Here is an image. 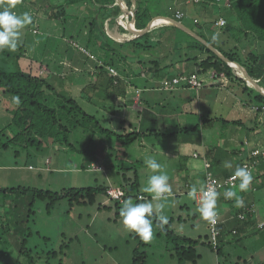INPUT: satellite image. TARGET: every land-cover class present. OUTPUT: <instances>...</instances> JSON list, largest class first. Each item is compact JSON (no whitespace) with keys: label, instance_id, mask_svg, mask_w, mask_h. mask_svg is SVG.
Masks as SVG:
<instances>
[{"label":"rangeland","instance_id":"374dc122","mask_svg":"<svg viewBox=\"0 0 264 264\" xmlns=\"http://www.w3.org/2000/svg\"><path fill=\"white\" fill-rule=\"evenodd\" d=\"M86 1H90V5H84ZM66 2L65 0H19L14 11L17 14L28 12L33 20L23 30L21 42L14 52L0 51V68L9 71L21 68L23 71L31 72L33 76L47 77L56 82V88L59 91L75 97L84 109L100 119L105 127L112 126L114 130L122 129L119 132L129 129L122 128L117 118L119 114L111 110L115 101L113 95H116L115 84L113 85L108 78L95 75L96 69L103 62L113 63L114 66L107 64L106 69L110 71L111 68L115 69L118 77L120 76L127 86L124 87L126 91L140 94L144 89L136 87L137 82L143 79V76L152 75L153 70L159 75H165L167 71L182 72L183 68L186 71L188 59L197 56L199 61L207 56L205 52L186 49L182 42L193 39L181 32L179 28H171V25L166 23H162V28L153 31L155 34L150 33L153 39L161 43L154 46L143 45L138 53L133 52L132 47L122 48L113 42L112 47L116 50L107 53L105 48L95 42V39L99 37L96 36L99 34L97 31L92 43L90 42L91 48L87 49L88 54L85 55L82 48L86 49L87 40L91 41L88 38L95 2L94 0H77L71 5ZM154 4L151 8L155 10ZM59 5L62 7H57ZM225 9L226 7L222 10L223 13H227ZM82 10H86L84 15ZM216 12L221 13V10L217 8ZM199 17L202 19V16ZM108 22L105 20L107 33L113 34L114 31L109 28ZM120 22H123L126 27L130 25L128 19L120 20ZM185 22L192 27L195 26L193 21L185 20ZM86 25L88 28L85 29ZM230 28L232 27L224 29L216 27V32L219 33L215 35L219 34L222 36L221 39H227L229 41L227 48L234 47L239 55L246 59L244 45L245 43H249L247 45L249 47L252 45L246 41L245 37L240 43L241 37L234 38L231 34L234 30ZM194 29L197 28L194 27ZM205 35L211 39L209 35ZM118 36L128 40L131 35ZM224 39L217 42L218 46H221L220 43ZM254 49L261 51L258 46H254ZM118 51L128 52L130 57L124 59ZM154 62L158 65L156 66ZM191 64H193L192 61L187 70L191 68ZM146 67L152 70L147 71ZM233 70L235 78H245L242 71V75L238 73L237 70L240 69ZM211 71L214 72L213 69ZM202 75L205 78V85L200 89H190L193 90L191 95L200 92L205 96V101L211 102V111L207 112L209 114L206 113V116L223 117L230 121L241 120L246 126V132L255 127L259 135V139L254 136L255 140L264 148V119L249 106L248 102L253 98L243 92L244 85L236 81L234 77L230 78L226 75L215 78H212L209 72ZM108 76L112 77L109 73ZM118 77H114V80H119ZM259 82L264 88V81ZM149 84L148 88H160L158 81H151ZM173 90L176 89L165 91ZM13 97L0 89V130L3 127L6 128L4 133L0 132L1 188L27 187L32 190L60 192L64 189L101 184L107 185V191H110L120 189L124 177H134L135 174L129 172L130 169H127V166H132L129 162L130 158H139L137 152L144 151V149L135 150V148L140 149L138 144L140 140L125 147L118 141L113 143L114 139H111L109 144L103 141L99 134L93 133L90 137L79 130L78 136L88 137L84 142H76L71 137L79 150L61 146L59 143L48 147H45L47 143H44L41 150H38L32 146V143L27 145L21 141H10L8 148L3 149L1 144L16 135V132L12 130L13 125L9 126L13 119L10 109L18 108L20 104L17 105ZM119 101L116 100V103ZM132 111L136 114L134 109ZM130 118L127 119L130 121ZM213 125L212 132L215 137L213 140L219 145L223 155L231 156V149L241 144L239 136L242 134L240 135V131H232L231 128H223L221 123ZM221 131H225V134L222 133L223 137L221 136L218 140L216 136ZM233 132L238 134L234 135ZM242 140H245V137L242 136ZM176 141L177 139H166L167 147L160 145L163 151L151 150L148 156L155 157L164 166L171 187L174 181L175 184L176 182L180 184V188L187 191L186 183H190V179L187 180L184 174L177 175L176 161L164 150L165 148L173 151L175 148L172 145ZM213 147L209 144V148ZM83 149L90 150V153L79 152ZM110 151L112 154L109 156ZM112 163L120 164V166L123 164L126 170L123 171ZM146 167L137 168L136 166L141 184L127 197L132 198L134 202H143L151 198V194L148 193L146 199H137L140 192L145 193L142 188L152 174ZM133 170L134 168L130 171ZM198 183L201 184V182ZM253 184L258 191L250 186L242 197L244 205L254 196L258 198L262 196V212H264V174L254 179ZM195 185L200 187L197 183ZM226 189H222L220 193V201L222 205L224 204L223 210L226 213L224 216L236 221V214L241 209L234 206V200L230 204L228 199L224 198L223 193ZM33 200V191L18 194L0 190V264H133L137 250L146 252L144 264H246V262L257 264L264 257V227L260 228L258 224V220L264 221V216L261 219L256 215L250 216L248 218L250 223L244 228L241 226L242 222H238L235 224L238 227H233L237 228V233L232 231L233 228L228 226V222L223 223V245L219 254L209 245L208 222L196 212V201L189 198L187 194L173 195L169 198L164 210L169 222L164 229H159L155 227L154 219V235L149 242L142 241L135 233L124 228L119 215L122 204L111 200L109 195H98L94 204L71 205L68 199H62L52 208H48L47 201L38 198ZM171 232H175L181 238L187 237L196 241L195 248L200 257L195 263L191 260L180 262L173 255L175 247L182 244V240H175L176 237ZM23 247L30 250L26 253L21 252Z\"/></svg>","mask_w":264,"mask_h":264},{"label":"trees","instance_id":"16d2710c","mask_svg":"<svg viewBox=\"0 0 264 264\" xmlns=\"http://www.w3.org/2000/svg\"><path fill=\"white\" fill-rule=\"evenodd\" d=\"M65 1H67L66 4L68 3L69 5H71L77 0H65ZM114 1L115 0H94L95 2L94 5L98 6L100 9L101 8L104 9L107 8L108 5L113 4ZM208 1L211 4L212 2L215 3L213 5L219 8L220 6L219 4H224L226 0H208ZM47 3L49 2L47 1ZM57 7H62V5H59ZM135 11H136V27L138 29L145 28L148 22V19L146 18L149 13L143 10L141 11V9L139 8L136 9ZM227 11L231 12V14L233 15L234 22L231 20L230 21L227 20L226 25L224 27H219V29L220 28L224 29L226 27L231 26L232 29L234 30V34H232L234 38L237 37L239 38L241 35L242 37H245L247 39L246 40L247 42L252 41L253 43L254 42L257 43L259 45L258 48L261 51H256L253 48V46L249 48L247 46L248 44L245 43L244 46L249 49L246 50L245 48L246 59H243V57L239 55V53L234 47H232V49L227 48L229 46V41L227 39L222 38L224 39V41H222L220 45L223 48L221 46H218L217 42L222 40L221 39L222 36H219V34L215 35L216 27L211 26V24L207 26L206 24H203V22L197 19L195 20V22H193V25L195 26L193 27L190 25L189 26L199 35H201L203 38L209 41L212 45L218 48L226 57L229 58V60L233 64L242 66L249 75H251L254 78H261V81H264V0H229ZM178 12L181 11H177L173 16V18L179 21H183L185 23V20H187V18L186 19L182 18L183 17L182 12H181L182 16L179 17ZM102 21H103L102 26L100 25L98 26L97 24H94L93 26L91 25V32L88 38L91 41L87 40L86 49L91 48L90 42L92 43V40L94 39L95 35L97 34L96 32L98 31L99 34L96 36L99 37L95 39V42L100 46H102L103 48H105L107 53H110L112 50L114 51L116 50V48L114 47L111 48V43L115 40L109 37V35L106 33L104 26L105 25L104 19H102ZM213 24H215V22L212 23V25ZM176 26L172 25L171 27L177 28ZM194 27H196L197 29H194ZM204 28H209L212 31L211 39L206 37L205 33L203 32ZM185 33H187L188 36H190L193 39L192 41L189 42L186 41L182 42L183 46L186 49L194 48L207 53V56L199 61H198L199 58L197 56L188 59L193 62V64L190 65L191 72L189 73L197 72L199 74H204L209 70L213 69L216 72V77H221V75H226L230 78L233 77L235 78L234 70L226 60L221 58L216 52L211 50L206 44H204L202 41L192 36L187 31ZM116 37L118 38V36ZM213 37H215V39H213ZM155 43L158 42L151 39L150 32H145L140 36L131 40H126L123 42L116 41L117 46L122 48L127 46L132 47L133 52L135 53H138V51H140L143 45L148 44L149 46L151 45L154 46ZM118 53H120L124 57V59H128V57H130V53L128 52L118 51ZM85 55L87 54L85 53ZM154 63L156 66L158 65L157 62ZM107 64L113 65V63H109L108 61L103 62L101 66H98V68L96 69L97 76L102 78L105 77V79L108 78L109 81L113 82V85L115 84V87H120L121 89H123V87L121 86L122 85L121 83L123 82L121 77L117 78L119 79L117 83H115L113 77H111L112 79L109 78L108 70L106 69ZM146 70L147 71L152 70V68L146 67ZM239 71L241 72V70ZM176 75L177 74L159 75L157 74V72L153 70L152 77L154 79H160L159 82L160 88L161 90H164L162 88L163 82L165 80H170ZM235 79L236 81L244 85L243 92L247 93L250 98H253L252 101L248 102L249 105L251 104L250 105L251 107H253L255 104L264 103V90H260L256 86L250 85L245 78H235ZM259 85L261 86L260 82ZM56 86L57 83L49 80L47 77L33 76L31 72L23 71L21 68L16 71H9L0 68V89L3 91V93L10 94L14 97L18 96L21 101L20 106L18 108L10 109L13 114V119L11 125L9 126L11 127L13 125L12 130L16 132V135L13 138H8L7 141H4L1 144V147L3 149L8 148L10 141H21V143H25V144L27 143V145L28 143H32V146H35L38 150H41V147L44 146V143H47L45 147L51 146V144L56 145L59 143L61 146L64 145L68 148L79 150L76 148L75 144L73 143L72 138L76 142L77 141L84 142L85 140L88 139L87 136L92 137L93 133L97 135L98 134L101 135L103 141L109 144L111 142V139L112 140L114 139L113 143L118 141L119 143H121V145H125V147H129L140 136L139 131L118 132L117 130H114L112 126H110L109 128L103 126L101 124V120L98 119L94 114H91L88 111H86L75 97L71 96L69 93L65 94L64 92L59 91L56 88ZM122 91L125 92L124 89ZM207 116L203 118L202 121L203 126L214 127L213 125L214 123L215 124L221 123L223 128H231L235 130L238 125H244L241 120L230 121L223 117L211 118ZM119 122L120 125L124 124L122 123L121 120H119ZM202 125L195 126L194 128L182 127V126L179 127L180 125L179 126L176 125L174 128H166L164 130L151 129L148 130L146 134L153 136L156 135L160 138H166L168 136H173L174 134L180 132L182 133L184 132L187 133L191 131L198 132L200 131ZM79 130H82V132L87 134V136L86 135H80L81 137L78 136ZM253 130H255V127H252L250 130H248L247 133L250 135V133L253 132ZM4 131H6L5 127H3L0 130L1 133L2 132L4 133ZM222 133L225 134V131L224 132L221 131L219 134H217L218 136L216 137L219 139L222 136ZM214 138H215L214 133L211 132L210 140H209L210 143L208 144L214 147L208 149L207 151L208 155L210 156L212 155L213 150L217 147V144L213 140ZM249 144L251 145L250 152L254 148L261 146L257 143V141L255 142L251 138H249ZM240 149H238V151L236 152L237 155L241 153ZM103 151H105V149H103ZM79 152L90 153V150L83 149L80 150ZM93 154H95V152H93ZM111 154L112 153L110 151L109 156ZM262 163H263L262 168L264 169V161ZM115 165L116 164L114 163L113 166ZM116 166L121 168L123 171L126 170V167L123 166V164H121V166L120 164L119 165L117 164ZM132 168H134V170L130 171ZM127 169H130L129 172H133V174L135 175L134 177H130V178L124 177V182L121 184V188L124 190L123 200H125L134 189H138L140 187V178L137 169L134 167L133 164L132 166L128 165ZM263 174L264 173H262L261 175ZM260 176L258 175L253 176V180L259 178ZM128 179L129 182H127ZM253 180L250 185L251 188H253ZM107 189H108L107 185L105 186L101 184L90 187L64 189L60 192L51 191V190H39V189L32 190L31 188H27V187H17V188L0 187V190H2L5 193L24 194V193H28L29 191H33L34 200L38 198L47 201L48 208L54 207L56 203L62 199H68L71 205L94 204L97 201L98 195L100 194H104L107 196L109 195ZM236 190L239 191L238 188ZM240 193H244V192H240ZM110 199L115 200L112 198ZM137 199H144V198H141L139 193ZM116 201L120 204H122L123 202L120 200H116ZM240 209L241 210L236 214V218H240L239 215L241 213H245L246 221L250 220L248 218L250 216H253L254 213H252V211H249L247 208L245 209V207L244 208L242 207ZM242 209L245 210L242 211ZM259 215L263 217L264 212L259 211ZM256 216H258V214ZM219 227L223 232L224 226L222 223H220ZM234 229L237 230V228H233L232 231ZM171 234L176 237L175 240H179V239L182 240V244H178L175 247V252L173 255L176 258H178L180 262H183L185 260H191L192 262L195 263L198 257H200V255L197 253L195 248L196 241L187 237L181 238L177 236L175 232H171ZM209 245L210 247H212L210 241H209ZM222 245H223V241L221 236L219 247L217 249V252L219 254L222 251L221 248ZM29 250L30 249L26 247L21 248V252L24 253L28 252ZM145 260H146V252L145 251L140 252L139 250H137L134 255L133 264H144ZM257 264H264V257Z\"/></svg>","mask_w":264,"mask_h":264},{"label":"crops","instance_id":"0c3cea01","mask_svg":"<svg viewBox=\"0 0 264 264\" xmlns=\"http://www.w3.org/2000/svg\"><path fill=\"white\" fill-rule=\"evenodd\" d=\"M226 1L224 4H219L220 6L217 5L219 6V10H221V13H219V12H216L217 7L213 5L215 3L212 2L211 4L208 0H115L113 4L108 5L107 8H104V9L103 8L100 9L98 6L94 5L93 6L94 16H93V20L90 22L91 23L90 25L93 26L94 24H97L98 26L99 25L102 26L103 24L102 19H104V24H105V20H108L109 28H111L114 31L113 33L114 35L110 34L109 32L108 34L106 25H104L106 33L109 35V37L115 40L113 41V43H116V41L123 42V41H126V39H124L123 37H121L122 39L117 38L116 36L118 35L116 33L126 31L122 27V25H120L119 22L120 20L128 19L130 21V28H132L134 31V33L132 32L135 35L134 38H136L140 36L141 34L145 33L142 31L143 28L138 29L136 27V11L135 10L139 8L141 9V11L143 10L149 13L146 18L148 19L147 25L155 19L156 20L162 19L160 17L165 16V17L173 18L172 16L175 15L177 11H181L183 13L182 18H185V19L187 18V20L193 21V22H195V20L197 19L203 22V24H206L207 26L211 24V26L217 27V29H219L216 23L220 18H225L226 20L233 21V15L231 14V12L229 11H227V13L222 12V10H224V7H226L225 10H227L228 8L229 0H226ZM152 4L156 6L155 10L151 8ZM84 5H90V1H86ZM85 11L86 10H82L83 15ZM199 16H202V19ZM85 20L87 21V19ZM180 22L190 27L189 24H187L186 22L185 23L183 21H180ZM214 22L215 24L212 25V23ZM162 23L167 24L166 21L156 22V25L158 26L157 27L154 26L150 31H147V32L154 33L153 31L163 27L161 26ZM170 25L172 26L175 24H172L170 22ZM176 27L179 28L181 32L188 35L187 33H185L186 30L184 28L180 26H176ZM86 28H88V25L85 26V29ZM171 28H174V27H171ZM203 32L209 35L210 37L212 36V31L209 28H204ZM215 33H219V32H215ZM231 34H234V31ZM156 35H159V33H156ZM152 37L153 36L151 35V39H153ZM240 37H241V40L239 39V42L242 43V41H244L245 38L242 37L241 35ZM236 39H238V37ZM128 40H131V39H128ZM153 40H155V38ZM155 41L158 42L155 45L161 43L158 40H155ZM189 41L191 40H188L186 42H189ZM249 42L253 46V48H254V45L259 46L255 42L254 43L252 41H249ZM111 48H113L112 43H111ZM194 50H199V49H194ZM186 64H187L186 71L184 70L185 68H183L182 72L167 71L165 75H174V74H179V73L191 72L190 71L191 69L187 70V67L190 64V60H187ZM95 75L97 76V73H95ZM142 78L143 79H140V81L137 82L138 85L136 84V82H134L136 84V87L144 89L143 92H141L140 94H135L136 92L134 91L133 92L126 91L124 87H127V86L122 82L121 86L127 93L122 91L123 89L120 90V87H116L115 88L116 95H113L115 98L114 99L115 101L113 103L114 106L112 108V112L114 113L116 112L119 114L117 118L121 120L122 123H124V124H121L122 128H125V129L129 128L128 130H126L127 132H133V131L140 132L139 133L140 136L135 141L137 142L138 140H140L138 141L140 149L135 148V150L137 149L138 151H140L141 149H144V151L137 152L139 155V158L137 157L130 158L129 162L131 164H133L134 166L137 164L136 165L137 168L138 167L140 168L141 166L145 167L146 166L144 163L145 158L151 154L150 152L151 150H153L154 152L163 151L162 149H160V145L166 148L167 147L165 144L166 139H169V138L177 139V141L174 142V144L172 145V147L175 148L173 151H169V149H165V148L164 150H166L168 152L167 154H169L176 161L175 162L177 165L176 167L178 168L176 170L177 175L180 176L181 174H184V176H187V180L190 179V183L188 182L186 183V187L188 189L187 191L186 190L184 191V189L180 188L181 187L180 184L178 185L177 182L175 184V182L173 181L172 182V192H173V195L175 196H180L183 194L188 195V191L193 185H195V183H197V185H200V186L204 184V179L206 175V167H205L206 160H208L211 163V168H210L211 171L217 177L221 179L233 174L236 166H241V163L243 162V160L246 159L250 153L251 145L249 144V138H251L255 142H256L255 137L256 139H259L258 138L259 135H258V132H256V129L253 130V132H251L249 135L246 132L245 124L240 125V126L238 125L236 129L232 131H236V132L240 131V135L242 134V136L245 137V140H242V136H239V139L241 140V144H238L236 145L235 148L231 149L232 150L231 156L223 155L221 148H219V145H217V147L213 150V153L211 155L212 157H211L207 153L208 149H211L208 147L209 145L208 137L211 135V132L214 127H209V126L207 127V126L202 125L203 124L202 121L204 118L203 116H206V113L211 111V102L208 103L207 101H205L204 100L206 99L205 96L200 94V92L199 94L191 95L193 90L190 88H177L176 90H173V91H164V90L159 89V87L148 88V85H150L149 83L151 81L160 82V79H154L152 75H149V74L145 77L143 76ZM119 99H121V101H119ZM116 100H118L119 102L116 103ZM215 105H221V104H215ZM129 109L130 110L134 109L136 114H134L133 111L132 110L130 111ZM129 117H131L130 121L129 119H127ZM132 119H133V122H131ZM176 125L177 126L180 125L179 127L182 126V127H189V128H194L195 126H199V125L200 126L202 125V127L200 128V131L198 132H192V131L187 132V133L180 132V133L174 134L173 136H168L166 138H160L156 135L153 136V135L146 134L147 131L151 129L164 130L166 128H174ZM116 130L119 132V130H122V129L116 128ZM236 132H234V135L238 134ZM220 139L221 137L218 140ZM238 149L241 150V153L237 155L236 152L238 151ZM226 162H231L232 168H226L225 167ZM262 162L263 161L260 162L257 168V172L254 176L256 175L260 176L262 173H264V169L262 168V165H263ZM115 163H117V161ZM200 173L202 175H199ZM198 182H201V184H199ZM253 185H254L253 189L257 190L255 184ZM219 193H221V191ZM146 194L148 193L140 192V197L146 199L147 198ZM237 194L243 197L245 193H240L239 191H237ZM220 195L217 201V211L219 213L221 223L223 224L225 222H228V226L230 225V227L233 228V227H238L235 224H237L238 222L239 223L242 222L241 223L242 228H244L245 226L247 227L250 221L249 220L246 221V217L244 219L237 218L236 221H233L230 217L228 218L224 216L226 215V213L223 210L224 204L223 205L221 204L222 202L220 201ZM262 200H263L262 196H260L259 198L254 196V198L250 202H247L246 205H244V207L245 209L253 208L254 211H252V213H254L255 215L258 214L257 218L261 219L262 216L259 215V211H262V205H263ZM228 202L229 203L232 202V199H228ZM245 209H242V211H244ZM260 222L261 220H258V224ZM246 264H252V263L246 262Z\"/></svg>","mask_w":264,"mask_h":264},{"label":"clouds","instance_id":"9594fccd","mask_svg":"<svg viewBox=\"0 0 264 264\" xmlns=\"http://www.w3.org/2000/svg\"><path fill=\"white\" fill-rule=\"evenodd\" d=\"M19 0H0V51L8 50L14 52L21 42L22 32L26 26L32 23V16L28 12L17 14L16 8ZM215 39V37H213ZM14 102L19 105L20 98L13 97ZM151 171L142 191L151 194L150 199L143 202H134L132 198L123 200L119 215L125 229L135 233L142 241L149 242L154 235L155 227L164 229L169 218L164 214L166 202L173 196L172 187L169 183V176L164 171V166L153 156H148L144 161ZM226 168H232L231 162L225 163ZM239 180V184H232L223 193L225 199L234 200L236 208L244 207V200L237 194L248 191L253 175L246 166H236L230 182ZM220 193L215 187L193 185L188 191V197L196 201V212L203 220L215 223L218 216L217 200Z\"/></svg>","mask_w":264,"mask_h":264},{"label":"built area","instance_id":"2783aa9c","mask_svg":"<svg viewBox=\"0 0 264 264\" xmlns=\"http://www.w3.org/2000/svg\"><path fill=\"white\" fill-rule=\"evenodd\" d=\"M178 16L181 17L182 13L178 12ZM124 21V20H123ZM120 25H122L124 27V29L126 31L124 32H117V35H121V34H130L131 36L129 37L130 39H133L135 37V35L132 33L133 29L130 28V25L128 27H126V25H124L123 22H119ZM227 23V20L225 18H220L217 21V26L218 27H224ZM154 26H158L156 25V22L154 24ZM82 50H84V52L86 54L87 53V49L82 48ZM209 73H211V77L215 78L216 77V72L209 70ZM206 72V73H208ZM108 73L110 76L114 77H118V73H116L114 68H111L108 70ZM205 74V73H204ZM222 77L224 75H221ZM120 77V76H119ZM255 81L257 83H259V81H261V78H254ZM115 81V80H114ZM117 81H115V83H117ZM205 78L203 77L202 74H199L197 72L194 73H179L176 76H174L173 78H171L170 80H165L163 82V89L164 90H172V89H177V88H192V89H200L205 85ZM252 110L259 114L260 118L264 119V103L263 104H255L252 107ZM261 161H264V148H262L261 146L254 148L253 150H251V152L249 153L248 158H246L245 160H243L241 166H246L252 173V175L254 176L256 174V170L260 164ZM205 167H206V175H205V179H204V186L206 187H215L216 190L218 192L222 191V189L225 188H229L232 186V184H238L239 180L235 181V182H230V177L232 176L229 175L223 179L217 177L212 171H211V163L206 160L205 161ZM110 198L115 199V200H120L123 201L124 198V190L122 188L120 189H111L110 191H108ZM248 210L250 211H254L253 208H248ZM239 217L241 219H244L246 217L245 213H241L239 215ZM221 221H220V216L218 213V216L216 217L215 223H211L208 221V226H209V235H210V244L211 246L217 250L219 247V242H220V237L222 236V231L219 227ZM259 227L262 228L264 227V221H261L259 223ZM234 233H237V230H233Z\"/></svg>","mask_w":264,"mask_h":264},{"label":"water","instance_id":"95a60500","mask_svg":"<svg viewBox=\"0 0 264 264\" xmlns=\"http://www.w3.org/2000/svg\"><path fill=\"white\" fill-rule=\"evenodd\" d=\"M162 19H167L169 20L172 24H175L177 26H180L182 28H184L188 33H190L192 36H194L195 38H197L198 40L202 41L204 44H206L211 50H213L214 52H216L221 58H223L224 60H226L231 66L233 69L235 68H238L240 69L243 74H244V77L245 79L248 81V83L250 85H253V86H256L257 88H259L260 90H264L263 87H261L254 79V77H252L251 75H249L247 73V71L240 65H236V64H233L228 57H226L218 48H216L214 45H212L209 41H207L205 38H203L201 35H199L196 31H194L192 28L184 25L182 22L176 20V19H173L171 17H160ZM156 20V19H155ZM155 20L151 21L145 28H143V32H147V31H150L153 27H154V24H155ZM135 26V25H134Z\"/></svg>","mask_w":264,"mask_h":264},{"label":"bare ground","instance_id":"6f19581e","mask_svg":"<svg viewBox=\"0 0 264 264\" xmlns=\"http://www.w3.org/2000/svg\"><path fill=\"white\" fill-rule=\"evenodd\" d=\"M159 21H166L167 22V24H170V21L169 20H167V19H159V20H156V22H159ZM118 38L119 39H121V37L120 36H118ZM238 71V73L239 74H241L242 75V72H240L239 70H237Z\"/></svg>","mask_w":264,"mask_h":264}]
</instances>
